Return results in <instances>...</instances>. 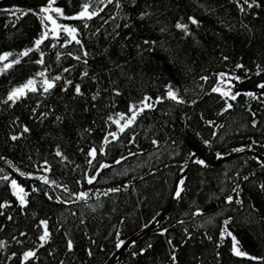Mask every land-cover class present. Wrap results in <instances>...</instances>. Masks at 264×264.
<instances>
[{"label":"trees","instance_id":"1","mask_svg":"<svg viewBox=\"0 0 264 264\" xmlns=\"http://www.w3.org/2000/svg\"><path fill=\"white\" fill-rule=\"evenodd\" d=\"M80 2L81 0H73V7L69 8L68 0H57L55 6L65 8L66 15L70 16L72 11L78 10ZM205 2L206 0H156L153 11L157 14L145 22V27L138 32L137 37L164 40L170 45L179 43V55L183 63L173 66L164 58L166 53L163 52H157L149 63L148 54L145 53V63L141 66L144 75H138L133 82L119 77L118 71L112 77H119L118 82L123 93L116 98L114 107L109 103V97L113 94L102 91L101 97H98L97 108L84 112L83 106L90 100L91 92L97 89V84L90 79L81 81L79 76V72L85 67H91L101 77L100 89L110 87L107 82L108 74L101 72L98 67L102 60L95 54L103 52L106 45L115 53L112 37L103 34L105 29L109 33L113 32L114 24L110 21L101 28L100 33H92L101 26L103 20H107L108 16L116 11L114 4L106 6L99 17L89 21L90 27L80 33V38L90 53L87 58L89 65H83L82 61L78 63L72 57H62L60 65L55 63L56 50L79 54V46L75 42L65 45L64 49H43L46 51V61L53 65V74L59 71L60 66H75L72 72L66 74V78L82 82L83 90L88 95L76 98L70 104L69 112L75 109L72 118L64 111V104L72 96V89L70 88L67 94L61 93L63 84L58 82L59 86L44 100L39 109L43 111L44 104L55 105L54 114L45 118L43 123L31 118L30 109L35 100L41 98L39 96L25 98L23 103L18 102L11 108L0 104V156L11 159L17 167L25 171H36L34 165H39L42 160L47 159L51 165L48 175L57 185L64 184L71 191H89V195L74 204H63L48 200L42 194L30 193L32 199L26 206L27 211L22 214L15 197L11 196L5 185H0V198H10L13 201L5 214L0 216V224L6 225L0 229V239H5L8 246L7 251L0 250V264H19L16 258L11 262L7 261V255L11 251L19 252L23 247L32 246L38 234L35 225L38 219L44 217L50 220L52 240L44 248L38 249L39 260H33L32 264H59L61 259H64L66 264H107L117 251L114 247L117 230L121 232L120 238L126 240L141 231L142 225L147 224L153 215L164 209L165 213L154 227L136 239V247L132 248L129 244L113 264H171L172 249L167 243L169 238L177 245V264H260L259 261L234 255L231 252V237L225 236L223 242H220L219 236L224 220L232 217L227 228L240 241V246L250 255L264 256V191L259 187L264 183V167L261 166L260 160L253 155L239 154L216 165H199L193 159L184 175L186 182L182 197L177 199L171 196L174 182L181 175L179 166H187L184 162L189 161V151L198 153L203 158L216 160V151H222L226 156L233 152V148L251 144L255 140L257 143L253 144L252 148L244 150H253L264 155V103L241 94L235 101H229L233 104L232 109L220 113L223 99L218 93L209 91L217 82L215 74L221 71H234L246 76L238 84V92L264 91L256 87L260 81H264V73H256V64L264 67V7L253 8L251 11L258 12L259 15L252 16L240 13L231 0H207L216 9L217 16L236 24V30L228 32L216 22L215 16L207 14L198 6ZM41 3H46V0H0V9L16 5L38 10ZM180 15H196L203 20L208 30L198 31L200 46H194L191 37L180 43L177 39L178 31H174L170 37L159 33L158 26H152L157 19L174 23ZM16 16L18 17L19 13H16ZM241 20L249 24L254 31L248 33L240 29ZM122 21V16L115 18V23ZM58 22L82 28L80 20L58 18ZM39 30V21L31 13L16 19L8 13L0 12V51H18L24 46H29ZM213 30L222 32V37L215 36ZM64 35L62 33L60 43H63ZM48 42H52L51 38ZM129 50H132L131 46ZM225 55L229 57L228 61L222 59ZM36 58L38 54H30V58H23L21 65L14 66L6 74H0V98L6 94L10 83L22 82L27 75L41 69L40 65L30 62ZM238 62L249 71L236 69L235 64ZM204 75L209 77L208 81L200 79ZM169 81L175 84L185 100H193L195 103L179 104L167 100L158 104L155 109L146 110L138 117L131 131L126 130V133L120 134L117 141L103 145L106 154L98 153L94 165L89 166L86 163L88 148L93 144L99 148L104 131L115 130V125L104 124L106 115L126 110L128 101L142 98L145 91L153 97L163 94V85ZM56 115H64L65 119L59 124L53 123ZM14 117H19L20 124H27L31 129L16 141H12L9 136V133L21 131L19 124L11 123ZM206 120H212L214 124L208 125ZM252 120L256 121L255 125ZM88 126L93 128L92 133L80 131ZM213 131L217 133L216 136H212ZM196 132H200L201 136H196ZM129 139H134V143H128ZM153 139L158 140V143L153 144ZM203 139H209L211 147L204 145ZM57 145L68 157L67 160L55 155ZM81 148L83 151H80ZM129 152L133 155L129 156ZM121 155L125 156V159L118 164L114 163L113 161ZM100 160L108 163L109 167L95 173L94 169L99 167ZM0 169L13 172L3 161H0ZM86 171L97 176L91 184L84 178ZM13 176L26 190L30 189L33 183L41 186L34 178L21 177L15 172ZM244 177L248 179L245 180ZM237 183L240 184L239 200L242 204L237 203L235 199L226 202V195H235L232 189ZM42 187L53 196L69 198V193H65L58 186ZM114 187H118L119 191L107 192L109 188ZM97 192L101 194L95 195ZM105 192L107 195H103ZM251 205H255V210ZM196 207L203 211L192 215ZM34 212L36 216H33ZM8 213H12L13 220H7ZM160 226L168 229L166 234L159 233ZM185 230L191 235H187ZM19 231H27L28 236L20 238ZM65 232L74 240L71 252L64 250ZM13 235L24 239L25 244H15L11 241ZM208 236L213 239L208 240ZM146 244L152 245L146 254L130 256L131 251L139 252V248ZM49 248H54L57 255L48 256ZM88 250L92 251L91 256L87 254ZM217 252L220 253L219 256L216 255Z\"/></svg>","mask_w":264,"mask_h":264},{"label":"snow or ice","instance_id":"2","mask_svg":"<svg viewBox=\"0 0 264 264\" xmlns=\"http://www.w3.org/2000/svg\"><path fill=\"white\" fill-rule=\"evenodd\" d=\"M156 0H81L79 3L78 10L72 11V14L66 15L65 8L60 6H55L57 4V0H46V3H41L39 5L38 10L36 8H21L16 5H12L9 8L0 9V12L8 13L10 16L16 17L19 19L20 17L25 16L28 13L34 15L39 21L40 30L38 33L32 38V41L29 46H24L18 51L15 49L2 50L0 51V74H6L9 70L13 69L14 66L21 65L23 63V58L29 57L30 54H38V58L34 61H30L35 65H40L41 69L35 71L32 74L27 75L26 79H23L22 82L19 83H10L6 94L0 98V104L6 105L8 108L13 107L18 102L23 103L25 98H31L33 95L41 97L40 99L35 100L34 106L31 107L30 111L32 113L31 118L39 120L43 123L44 119L53 115V109L55 105L52 104H44V110L40 111V107L44 100H46L52 92L59 86V83L63 84V87L60 88L61 93L67 94L69 89H72V96L69 98V101L64 104V111L69 116L74 118L73 113L75 109H72V112H69L70 104L76 100V98L87 96L88 94L83 90L82 82H77L73 79L66 78V74L72 72L75 68L74 65L69 64L67 67L60 66L59 71H56L53 74V65L46 61V51L43 50L45 47L51 50L56 49H64L65 45H70L73 42L77 46H79V54H76L71 51H55V63L60 65V61L62 57H72L78 63L82 61L83 65H89L88 57L90 55L88 51L87 45L80 38V33L84 29H88L90 27L89 21L94 17H99L103 12L106 6L115 5L116 11H113L107 20H103V23L99 28L95 30L93 35L101 32V28H104L105 25L109 24V22H113L114 29L113 32L109 33L106 29L104 31V35L111 36L113 41V47L116 49L115 53H113L109 47L106 45L103 52H98L95 55L100 57L102 63L98 65L101 72L108 74V84L110 87L108 89L101 90L99 85L101 82V77L97 72L93 71L91 67H85L82 71L79 72V76L81 81L83 80H91L95 81L97 84V89L91 92L90 100H87L83 106V111L88 112L92 109L97 108L98 97H101L102 91H108L113 95L109 97V103L113 107L117 103L118 97H120L123 93L121 87L119 86V77L125 78L128 82H133L136 80L138 75H144V69L141 67L145 63V53L148 54V61L151 63V58L154 57L157 52L166 53L164 57L168 62H170L173 66L177 64L183 63L180 60V44L170 45L166 44L164 40H157L152 38L145 37H137L138 32L145 27V22L151 19L157 13L153 11V5ZM231 3L235 4L237 10L240 13L245 15L258 16V12L251 11L253 8L260 9L264 7V3L262 0H231ZM199 7L203 8L205 12L209 15L216 17V22L221 26L222 29H226L228 32H232L236 30V24L230 22L229 20L224 19L221 16L216 15V9L212 6V4L208 3L207 0L205 3L199 4ZM67 7H73V0H68ZM16 13H19V16H16ZM118 16L123 17V21L121 23H115V18ZM58 18H64L66 20H80L82 22V28L77 27L74 24L70 23H60L58 22ZM102 19V17H100ZM240 29L247 31L248 33H252L254 29L247 23H244L242 20L239 21ZM162 25V26H161ZM153 27H157V30L161 34H167L168 36H172L174 31L179 32V36L177 39L180 43L185 42V38L191 37L194 46H200L201 40L198 37V31L200 29H204L207 31L208 29L204 25L203 20L199 19L196 15H187L186 17L183 15L178 16L174 23L164 22L159 19L153 22ZM194 26V27H192ZM214 35L217 37H222V32H216L213 30ZM62 33L65 34L63 36V43H60L62 38ZM126 33V34H125ZM49 38H51V43H49ZM251 42V39H250ZM131 46L132 50H129ZM175 49V51H174ZM133 50L135 55H133ZM222 59L224 61H228V56H223ZM236 69H244L245 72L249 70L244 67L242 63L235 64ZM118 71L119 77L117 79H112V77ZM256 73L259 75L260 73H264V67L261 64H256ZM216 76V84L213 85L209 91L212 93H218L220 97L223 99V107L220 108L219 112L224 113L227 110L233 108V104L229 101H235L237 97L241 94L253 98L258 99L262 103H264V91H260L257 93L256 91H244L243 93L234 91L231 87L232 81L241 80L240 76L235 75L234 71H221L215 74ZM201 80L208 81L209 77L207 75L201 76ZM59 82V83H58ZM154 82V78H153ZM227 86V87H225ZM165 91L163 94H157L154 97L149 95L147 91H145L142 95V98L139 99H130L127 103L126 110L122 111H114L104 118L105 125H115V130H107L104 131L102 144L99 148L96 147L95 144L90 146L87 150L86 163L89 166H93L94 162L98 158V153L106 154V149L103 145L108 144L110 141H117L120 137V134L126 133L127 131H131L133 125L136 123L138 117L141 114H144L146 110H152L157 108L158 104L161 102H165L167 100L175 101L176 103H195L193 100H185L182 97L178 90H176V86L174 83L169 81L163 85ZM203 87V85H201ZM256 87L258 89L264 90V81H260ZM65 119L64 115H56L55 121L53 123L59 124ZM203 119V116H201ZM13 124H19L21 131L9 133L10 139L12 141H16L19 138L23 137L25 133L31 131L30 127L27 124H20V118L14 117ZM95 123V121H93ZM206 124L213 125L214 122L212 120H206ZM256 121L252 120V124L255 125ZM218 127V126H217ZM81 132L92 133L93 128L88 126L84 129L80 130ZM196 136H201L200 132L195 133ZM133 137H135V132L132 133ZM217 133L215 131L212 132V136H216ZM128 143H134V139H129ZM153 144H157L158 140L153 139ZM202 143L206 146L211 147V141L209 139H203ZM257 143V141L253 140L251 144L248 145H240L237 148H233V152H239L244 150L245 148H252L253 144ZM80 151H83L81 148ZM55 155L57 157H61L63 160H67L68 157L64 155L59 145L55 148ZM129 156L133 155V153L129 152ZM216 157H222L225 155L222 151H216ZM188 156L194 157V162L199 165H205L207 161L204 158H201L193 151L188 152ZM125 156H119L114 163H119L124 160ZM256 159H260L256 157ZM31 161V157H29ZM0 161H3L4 164L8 165L13 172L18 173L19 176L25 178H34L36 181L40 182L41 186H37V184L33 183L31 188L26 190L25 186L18 182V179L13 176V172H8L5 169H0V185H5L7 190L10 191L11 196L15 197V200L19 204V211L23 214L27 211V207L30 204L32 194H42L48 200H55L56 202L63 204H74L76 201L84 199L88 197L89 191H71L64 184L57 185V182L50 178L48 173L51 171V165L47 159H44L40 162L39 165H34L37 169L36 171H25L20 167H17L16 164L11 160L4 156H0ZM187 164V161L184 162V165ZM262 167H264V160L260 161ZM109 167V164L103 160H100L99 167L94 169L95 173H99L102 169ZM179 171L184 173L185 167L179 166ZM84 178L87 180L89 184L97 179L95 174L85 172ZM245 180L248 177H244ZM186 182L185 176H179L175 186L174 192L172 195L179 199L182 197V192L185 190L184 185ZM80 183V181H77ZM42 186H48L49 188L53 186H58L63 189L65 193H69V198L64 199L60 195L53 196L50 191L44 190ZM260 190L264 191V183L259 185ZM240 184H236L232 189L233 194H228L224 197L226 202H232L234 199L237 203H241L239 200L240 196ZM119 191L118 187L109 188L107 192H117ZM107 192L103 193V195H107ZM101 193L97 192L95 195L99 196ZM75 198V199H73ZM13 201L10 198H0V216H3L7 211L9 205H11ZM252 209L255 210V205H251ZM203 210L200 207H196L195 211L192 215H197L201 213ZM37 214L34 212L33 216ZM160 213H157L152 216L151 220L148 221L147 224L142 225L143 228H147L149 224H153L157 222L158 216ZM123 219V218H122ZM232 217H228L224 220V226L220 228L219 236L221 238L220 242H223L225 236L231 237V252L237 257H247L252 261H259L260 264H264V256H255L250 255L249 252L241 250L239 247L240 241L237 237L228 230L227 225ZM7 220H13L12 213L7 214ZM83 223V220H81ZM5 224H0V229L5 228ZM36 232L38 233L35 237V240L32 246L23 247L21 251H11L10 254L7 255V261H13V258H16L19 261V264H32L33 260H39V252L38 249L44 248L49 241L52 240V230L50 226V220L47 217L38 219L37 224L35 225ZM42 229V230H41ZM159 233L164 235L167 233L168 229L160 226ZM187 232V230H185ZM116 240L114 247L116 249H121L122 246L125 245V239H121V232L119 230L116 231ZM187 235H191L190 232H187ZM18 236L20 238H25L28 236L27 231H19ZM66 238V252H71L74 248V240L71 238L68 232L64 233ZM208 240H212V236L207 237ZM11 241L15 242L17 245L23 246L25 244L24 239H18L17 235L11 236ZM220 242L217 243V247H219ZM168 245L172 249L170 252V262L171 264H177V253L175 245L171 238L167 241ZM136 240H132L130 242V247H136ZM152 247L151 244H146L144 247L139 248V252L133 250L130 252L131 257H137L139 254H146L147 249ZM8 246L5 239H0V250L7 251ZM48 256H55L57 252L54 248L48 249ZM87 254L91 256L93 253L91 250H88ZM217 256L220 255L219 252L216 253ZM59 264H66L64 259L59 260Z\"/></svg>","mask_w":264,"mask_h":264},{"label":"water","instance_id":"3","mask_svg":"<svg viewBox=\"0 0 264 264\" xmlns=\"http://www.w3.org/2000/svg\"><path fill=\"white\" fill-rule=\"evenodd\" d=\"M176 90H178V89H176ZM196 154L199 155L198 153H196ZM239 154H249V155H253L254 157H259L260 160H264V155L262 156L261 154H259V153L256 152V151H253V150H251V151H250V150H242V151H239V152H232V153H230V154H228V155H226V156H223V157L217 158L216 160H210V159H207V158H205V157H204V159L207 161L208 164L216 165V164H218V163H220V162L227 161L228 159H232V158L238 156ZM199 156H200V155H199ZM200 157H201V156H200ZM193 158H194V157H190L189 162L187 163V166H186V168H185V171H184V173H181V175H185L186 170L188 169V167H189V165H190V163H191V161H192ZM201 158H203V157H201ZM181 175H180V176H181ZM178 178H179V177H178ZM178 178L175 180L174 184H176ZM173 192H174V189H173ZM173 192H172V193H173ZM171 196H172V194H171ZM165 211H166V209H164V210H162V211L160 212V215L158 216L157 221L161 218V216L165 213ZM154 224H155V223H153V224H149L147 228H144V229L141 230V232H139L138 234L130 236V237L126 240L125 245L122 246L121 249H118V250L113 254L112 258L108 261L107 264H113L114 261H115V259H116V257H117V255H119V254L123 251V249H124V248H125V247H126V246H127L132 240H136V239L139 238L140 236L144 235V233H146L149 229H151V228L154 227Z\"/></svg>","mask_w":264,"mask_h":264},{"label":"rangeland","instance_id":"4","mask_svg":"<svg viewBox=\"0 0 264 264\" xmlns=\"http://www.w3.org/2000/svg\"><path fill=\"white\" fill-rule=\"evenodd\" d=\"M235 75L240 76V77H241V80H243V79L246 77V76H244V75H242V74H239L238 72H235ZM241 80H239V81H232L231 87H232V89H233L234 91H237V92H238V90H239V86H238V84L241 82ZM225 87H227V86H225ZM239 247L241 248V250L246 251L244 248H242V247L240 246V244H239Z\"/></svg>","mask_w":264,"mask_h":264}]
</instances>
